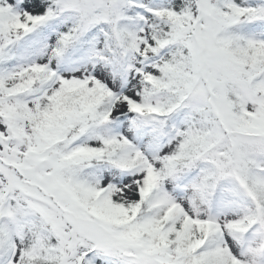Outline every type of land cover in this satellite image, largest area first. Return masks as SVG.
Returning a JSON list of instances; mask_svg holds the SVG:
<instances>
[{
    "label": "snow or ice",
    "instance_id": "1",
    "mask_svg": "<svg viewBox=\"0 0 264 264\" xmlns=\"http://www.w3.org/2000/svg\"><path fill=\"white\" fill-rule=\"evenodd\" d=\"M0 264H264V0H0Z\"/></svg>",
    "mask_w": 264,
    "mask_h": 264
}]
</instances>
